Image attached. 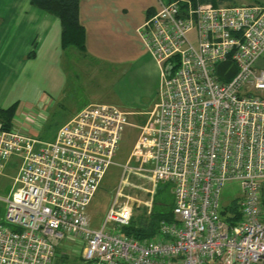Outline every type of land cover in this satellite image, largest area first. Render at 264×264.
Masks as SVG:
<instances>
[{
    "label": "built area",
    "instance_id": "obj_1",
    "mask_svg": "<svg viewBox=\"0 0 264 264\" xmlns=\"http://www.w3.org/2000/svg\"><path fill=\"white\" fill-rule=\"evenodd\" d=\"M139 33L160 67L159 100L119 164L100 226L87 206L130 112L90 103L48 141L28 132L41 109L14 116L10 129L0 124V168L21 159L0 221V264H55V242L75 239L84 264H264V68L255 66L264 5L160 1ZM226 62L236 70L223 81ZM130 173L171 186L172 219L153 236L121 231L132 217L131 204L118 202ZM228 180L240 181L242 194L222 205Z\"/></svg>",
    "mask_w": 264,
    "mask_h": 264
},
{
    "label": "crops",
    "instance_id": "obj_2",
    "mask_svg": "<svg viewBox=\"0 0 264 264\" xmlns=\"http://www.w3.org/2000/svg\"><path fill=\"white\" fill-rule=\"evenodd\" d=\"M160 1L163 0H80L79 21L84 27L88 58L117 67L120 79L135 82L144 72V62L155 61L139 29L159 8ZM60 32L59 18L31 0H0V109L17 103L14 118L20 119L23 112L38 104L47 107L41 100L46 99L44 90L56 95L65 88L67 75L63 65L66 51H73V46L62 48ZM34 131L33 127L28 128L30 134L35 135Z\"/></svg>",
    "mask_w": 264,
    "mask_h": 264
},
{
    "label": "rangeland",
    "instance_id": "obj_3",
    "mask_svg": "<svg viewBox=\"0 0 264 264\" xmlns=\"http://www.w3.org/2000/svg\"><path fill=\"white\" fill-rule=\"evenodd\" d=\"M234 2L243 3L241 0H234ZM254 3L264 5V0ZM71 48L73 51H66L67 61H64L63 65L67 75L65 88L56 95L44 90L43 97L46 99L41 100L47 107L44 108L41 104L34 106V109H41V119L33 122V125L37 126V129H33L38 139L52 140L57 129L72 117L73 112L89 103H110L120 109L144 111V114L135 113L128 116L130 124L123 130L119 148L113 157L115 163L106 170L98 190L87 206L91 226L96 227L101 225L107 209L115 198L121 174L119 164L128 159L140 132L139 126L147 121L148 112L159 100L162 77L158 65L152 59L150 62H144V72L135 82L132 79H120L118 76L120 70L117 67L92 60L78 48ZM255 66L264 68V53L256 60ZM20 163V158L13 155L1 164L0 221L4 223L7 207L5 199L12 189L13 178L17 174ZM127 179L122 189L124 195L118 196V202L131 204V220L133 218L136 222H140L147 219L152 210L172 209L173 194L170 184L155 183L149 178L133 173H130ZM262 192L264 195V188ZM241 194L240 181L228 180L221 189L220 202L222 205L231 204L239 199ZM55 243V264H84L78 239Z\"/></svg>",
    "mask_w": 264,
    "mask_h": 264
},
{
    "label": "trees",
    "instance_id": "obj_4",
    "mask_svg": "<svg viewBox=\"0 0 264 264\" xmlns=\"http://www.w3.org/2000/svg\"><path fill=\"white\" fill-rule=\"evenodd\" d=\"M172 1V0H168ZM212 5H218L224 0H200ZM32 4L56 15L61 24L60 43L62 48L73 46L85 53L84 49V27L79 21V2L80 0H31ZM86 54V53H85ZM235 66L230 62L222 63L219 66V77L225 81L235 73ZM17 103H13L0 109V124L4 129H10L11 121L16 112ZM231 210H236L232 207ZM238 214V213H237ZM161 219H172V209L152 210L148 218L136 222L132 218L129 225L123 226L121 231L127 235L137 238L153 236L157 231V224Z\"/></svg>",
    "mask_w": 264,
    "mask_h": 264
}]
</instances>
